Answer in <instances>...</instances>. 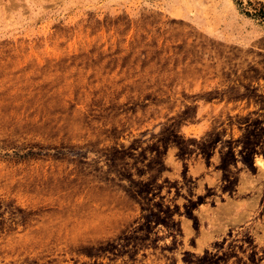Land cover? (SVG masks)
I'll return each instance as SVG.
<instances>
[{
  "label": "rangeland",
  "instance_id": "374dc122",
  "mask_svg": "<svg viewBox=\"0 0 264 264\" xmlns=\"http://www.w3.org/2000/svg\"><path fill=\"white\" fill-rule=\"evenodd\" d=\"M262 5L0 0V264H264Z\"/></svg>",
  "mask_w": 264,
  "mask_h": 264
},
{
  "label": "trees",
  "instance_id": "16d2710c",
  "mask_svg": "<svg viewBox=\"0 0 264 264\" xmlns=\"http://www.w3.org/2000/svg\"><path fill=\"white\" fill-rule=\"evenodd\" d=\"M264 5H262V8L260 10L257 11V13H255V16H257L258 18L264 20Z\"/></svg>",
  "mask_w": 264,
  "mask_h": 264
}]
</instances>
